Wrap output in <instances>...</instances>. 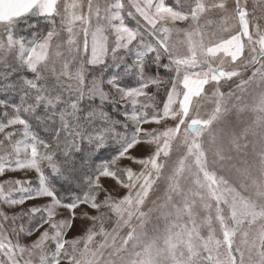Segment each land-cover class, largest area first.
<instances>
[{"label": "snow or ice", "instance_id": "1", "mask_svg": "<svg viewBox=\"0 0 264 264\" xmlns=\"http://www.w3.org/2000/svg\"><path fill=\"white\" fill-rule=\"evenodd\" d=\"M0 264H264V0H0Z\"/></svg>", "mask_w": 264, "mask_h": 264}, {"label": "rangeland", "instance_id": "2", "mask_svg": "<svg viewBox=\"0 0 264 264\" xmlns=\"http://www.w3.org/2000/svg\"><path fill=\"white\" fill-rule=\"evenodd\" d=\"M16 175L19 176V175H21V174L17 173Z\"/></svg>", "mask_w": 264, "mask_h": 264}]
</instances>
